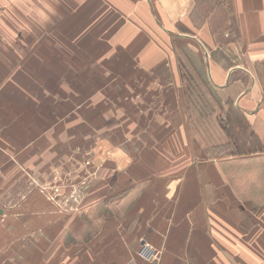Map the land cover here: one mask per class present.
Listing matches in <instances>:
<instances>
[{"label": "rangeland", "instance_id": "1", "mask_svg": "<svg viewBox=\"0 0 264 264\" xmlns=\"http://www.w3.org/2000/svg\"><path fill=\"white\" fill-rule=\"evenodd\" d=\"M151 1L117 0V6L113 0L1 3L0 157L7 153L11 160L7 166L0 158V183L9 182L11 201L18 195L27 199L38 190L41 197L57 203L59 211L67 205L69 215H78L85 205L102 200L109 208L127 193L124 187L140 171L186 169L194 162L200 166L264 153L261 140L236 108L234 95L250 89L253 104L264 105V73L259 66L257 81L242 74L247 79L232 83L228 87L232 94L217 89L227 79L196 80L183 72L191 64L180 66L181 51L189 60L200 58L202 74L206 57L229 59L230 64L242 57L240 49L229 45L240 40L241 34L235 28L229 34L225 11L211 30L213 0H186L180 20H170L178 32L163 33L170 43L169 65L146 70L140 63L145 45L132 48L125 37L136 25L135 19L138 26L163 24L159 14V21L151 14ZM138 3L143 6L139 11ZM111 9L126 15L121 24L119 18L104 13ZM109 27L111 37L104 39ZM125 43L129 47H121ZM259 49L244 52L256 56ZM158 50V57H165L167 51ZM146 52L153 55L148 48ZM187 91L199 95L186 96ZM211 91L213 96L208 95ZM175 127H182L180 138L194 156L183 164L169 155L178 150ZM120 188L124 189L119 192ZM260 196L263 200L264 195ZM144 247L154 252L152 256L142 254ZM136 256L156 263L161 254L142 238Z\"/></svg>", "mask_w": 264, "mask_h": 264}, {"label": "crops", "instance_id": "2", "mask_svg": "<svg viewBox=\"0 0 264 264\" xmlns=\"http://www.w3.org/2000/svg\"><path fill=\"white\" fill-rule=\"evenodd\" d=\"M3 1L0 0V5ZM113 1L117 6V0ZM213 2L215 5L212 3L209 9L211 30L224 10L229 34L234 28L241 34L240 40L229 45L240 49L242 57L233 64L229 59L206 57L202 74L200 58L189 57V60L181 51L180 66L191 64V69L187 72L183 69V72L192 74L196 80L219 82L227 79V87L221 84L217 89L232 94L228 88L232 83L247 77L257 81V65L264 73V39H261L264 38V0ZM150 3L151 14L156 21H159L156 14H159L161 20L164 19L163 24L138 26L135 19L137 26L132 23L134 27L125 37L131 40L132 48L137 44L145 45L140 63L146 70L169 65L170 43L163 33L178 32L170 20L179 21L177 19L186 9V0H153ZM137 7L139 11L143 6L138 3ZM104 13L119 18L120 24L126 16L116 9ZM100 29L103 31L101 26ZM245 36L248 41L244 40ZM110 37L109 27L103 38ZM113 40L117 41L116 35ZM121 47H129V44ZM146 48L153 55L150 56ZM160 48L167 51L165 57H158ZM250 48H260V51L251 56L244 52ZM131 59L134 62L132 55ZM135 63L139 64V57ZM189 91L186 96L199 95ZM212 93L215 92H208V95L213 96ZM251 93L250 89L235 93L238 97L236 108L244 113L247 126L257 134L264 148V105L260 101L253 104ZM182 101L179 103L181 114L184 110ZM191 107L196 112L200 110ZM180 128L175 127L178 150L170 151L169 155L172 161L183 164L194 156L186 150L179 135ZM0 158L9 166V154L4 153ZM199 164L194 162L186 169L168 167L133 172L136 179L125 189L120 188L119 192L124 189L127 193L115 199L111 208L102 205V200L85 205L78 215H69L67 205L59 211L58 204L41 197L38 190H33L27 199L18 195L11 201L9 182L2 180L0 264H264V230H261L264 229V197L262 200L260 196L264 195V153ZM17 174L20 176L19 172ZM250 224L257 227L252 229ZM94 229L95 233L92 232ZM142 238L160 251L158 262L145 263L137 258L136 251Z\"/></svg>", "mask_w": 264, "mask_h": 264}, {"label": "built area", "instance_id": "3", "mask_svg": "<svg viewBox=\"0 0 264 264\" xmlns=\"http://www.w3.org/2000/svg\"><path fill=\"white\" fill-rule=\"evenodd\" d=\"M152 253H154V252L151 251V249H149V248H147V247H144L143 250H142V254H143L144 256H146V255H147V256H148V255H149V256H152ZM145 254H146V255H145ZM147 256H146V257H147Z\"/></svg>", "mask_w": 264, "mask_h": 264}]
</instances>
